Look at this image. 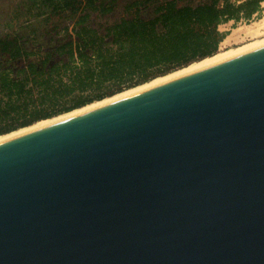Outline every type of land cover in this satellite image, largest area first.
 <instances>
[{
    "label": "water",
    "instance_id": "water-1",
    "mask_svg": "<svg viewBox=\"0 0 264 264\" xmlns=\"http://www.w3.org/2000/svg\"><path fill=\"white\" fill-rule=\"evenodd\" d=\"M0 264H264V47L1 142Z\"/></svg>",
    "mask_w": 264,
    "mask_h": 264
},
{
    "label": "trees",
    "instance_id": "trees-1",
    "mask_svg": "<svg viewBox=\"0 0 264 264\" xmlns=\"http://www.w3.org/2000/svg\"><path fill=\"white\" fill-rule=\"evenodd\" d=\"M183 1L41 0L50 6L46 25L72 22L56 27L64 37L49 50L0 40V136L215 56L227 36L220 25L259 19L264 0ZM3 58L24 64L13 70Z\"/></svg>",
    "mask_w": 264,
    "mask_h": 264
},
{
    "label": "rangeland",
    "instance_id": "rangeland-1",
    "mask_svg": "<svg viewBox=\"0 0 264 264\" xmlns=\"http://www.w3.org/2000/svg\"><path fill=\"white\" fill-rule=\"evenodd\" d=\"M183 4L195 5V2L192 0H184ZM262 8H263V13L259 19H253L247 23L244 21H241L239 23L230 21V22L220 25L219 27L220 31L225 32L227 36L225 37L223 42L220 44L218 52L215 54V56L205 59L201 62L195 63L191 67H187L191 70L188 69V70H185L179 73L183 74L182 76H185L190 73H193V71L196 72L195 70L198 71L200 69H203L200 67H202V65L204 64L213 63V61L215 62V60L219 61L218 59L220 58L223 59L227 57L228 55L229 56L232 54L239 55L241 53L244 54L246 52L248 53V51H253V50L264 47V7ZM49 13H50V6H45V4L41 2V0H38V1H35V0H0V40H6V39L13 38V37H19L22 45H24L29 50H32L37 46L42 47L44 50L51 49L54 45L59 43L61 39L64 37V34L62 32L60 35H55L54 32L58 31V28L61 29L64 25H70L72 21L70 17H67L62 23L58 24L55 21H53L51 25L48 26L45 24V17ZM151 13H152L151 8H149L143 12V16L150 17ZM118 19H119V12H115L108 17L109 22H114V21H117ZM56 27L58 28L56 29ZM2 61L6 67L12 68L13 70L20 68L24 64L23 61L8 62L6 61L5 58H3ZM204 68H207V67H204ZM177 72L178 71L173 72L163 77H159L155 79L154 81H151L144 85L126 90L113 97L105 98L101 101H94L84 107L75 109L69 113L62 114V115L53 117L51 119L39 121L28 127L18 129L12 133L17 134L27 129L36 128V126L38 127L41 124H45V123H48L49 121L57 120L63 116L65 117L67 114L70 115L76 112L78 113L79 111H83L84 109H87V108L96 109L97 108L96 106L100 105L104 101L105 102L110 101L114 97L117 98L119 97V95L120 96L123 95V93L128 94V92L131 93L135 90H139L140 88L142 89V87L143 88L147 87L148 85L152 84V82H157V83L163 82V79L165 78L167 79L168 77L172 76L173 74ZM167 82H170V80L163 82L162 84L167 83ZM12 133L1 135L0 137L1 138L8 137Z\"/></svg>",
    "mask_w": 264,
    "mask_h": 264
},
{
    "label": "bare ground",
    "instance_id": "bare-ground-1",
    "mask_svg": "<svg viewBox=\"0 0 264 264\" xmlns=\"http://www.w3.org/2000/svg\"><path fill=\"white\" fill-rule=\"evenodd\" d=\"M254 49V48H253ZM248 52H250V51H248ZM244 53V52H243ZM247 53V52H246ZM245 54V53H244ZM239 55H243L242 53L241 54H239ZM239 55H237V54H235V55H228L227 57H225V58H220V59H218L219 61H217V60H215V62L213 61V63H207V64H204V65H202V67H200V68H203L204 69V67H209V66H212V65H215V64H217V63H220V62H223V61H226V60H229V59H232V58H234V57H237V56H239ZM216 58V57H215ZM196 65H198V64H196ZM192 66V65H191ZM191 66H189V67H191ZM189 68H184V69H182V70H180V71H178L177 73H175V74H173L172 76H170V77H168L167 79L165 78V79H163V82H166V81H172L173 79L175 80V79H177V78H180V77H183L182 75L183 74H181V73H179V72H183V71H185V70H188ZM189 70H191V69H189ZM201 70V69H200ZM195 71H197V70H195ZM194 72V71H193ZM187 73V72H186ZM191 74V73H190ZM154 81V80H153ZM163 82H159V83H157V82H152V84H150V85H148L147 87H142V89L140 88L139 90H135V91H133V92H128V94L127 93H123V95H119V97H117V98H112L110 101H107V102H103V103H101L100 105H97L96 107L98 108V107H101V106H103V105H106V104H109V103H112V102H115V101H119V100H122V99H124V98H127V97H130V96H132V95H135V94H137V93H140V92H143V91H145V90H148V89H151V88H154V87H156V86H159V85H161ZM157 83V84H156ZM138 89V88H137ZM96 107H94V108H96ZM93 108H87V109H84L83 111H79L78 113L76 112V113H73V114H70V115H66L65 117L63 116V117H61V118H59V119H57V120H53V121H49L48 123H45V124H41V125H39L38 127L36 126V128H31V129H27V130H25V131H22V132H20V133H17V134H11V135H9L8 137H3V138H1L0 139V143L1 142H4V141H6V140H9V139H12V138H14V137H17V135L18 136H20V135H23V134H25V133H29L28 131H30V132H32L31 130H33V131H35V129L36 130H38V129H40V127H46V126H48V125H51V124H54V123H57V122H59V121H62V120H65V119H69V118H72V117H74V116H77V115H80V114H82V113H85V112H87V111H90V110H92ZM25 132V133H24ZM21 133H23V134H21Z\"/></svg>",
    "mask_w": 264,
    "mask_h": 264
},
{
    "label": "crops",
    "instance_id": "crops-1",
    "mask_svg": "<svg viewBox=\"0 0 264 264\" xmlns=\"http://www.w3.org/2000/svg\"><path fill=\"white\" fill-rule=\"evenodd\" d=\"M261 5H262V7H264V1L262 2V4H261Z\"/></svg>",
    "mask_w": 264,
    "mask_h": 264
}]
</instances>
